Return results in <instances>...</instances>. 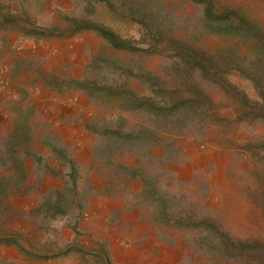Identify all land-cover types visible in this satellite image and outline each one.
Masks as SVG:
<instances>
[{
    "label": "rangeland",
    "instance_id": "374dc122",
    "mask_svg": "<svg viewBox=\"0 0 264 264\" xmlns=\"http://www.w3.org/2000/svg\"><path fill=\"white\" fill-rule=\"evenodd\" d=\"M0 18V264H264V0Z\"/></svg>",
    "mask_w": 264,
    "mask_h": 264
},
{
    "label": "crops",
    "instance_id": "0c3cea01",
    "mask_svg": "<svg viewBox=\"0 0 264 264\" xmlns=\"http://www.w3.org/2000/svg\"><path fill=\"white\" fill-rule=\"evenodd\" d=\"M1 19V18H0Z\"/></svg>",
    "mask_w": 264,
    "mask_h": 264
}]
</instances>
